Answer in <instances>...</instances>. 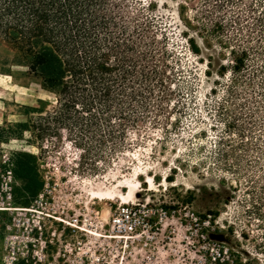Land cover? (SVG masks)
Returning a JSON list of instances; mask_svg holds the SVG:
<instances>
[{
	"label": "rangeland",
	"instance_id": "374dc122",
	"mask_svg": "<svg viewBox=\"0 0 264 264\" xmlns=\"http://www.w3.org/2000/svg\"><path fill=\"white\" fill-rule=\"evenodd\" d=\"M119 3L130 20L153 21L148 34L168 65L172 102L158 123L129 128L123 144L103 159H83L65 133L35 144L26 141L28 134L3 143L5 162L15 151L36 155L44 182L25 207L14 206L21 180L11 174L0 180V208L7 209L0 211L3 262L264 264L262 76L254 75L247 100L234 106L224 86L230 74L221 79L215 73L221 64L230 69L247 46L264 49V0ZM201 27L216 28L223 46ZM188 38L199 43L200 55L191 52ZM254 58L249 52L250 76L264 65V58ZM4 66L11 71L0 73V124L26 120V105L55 106V95L24 65L0 60ZM241 101L248 103L242 107ZM128 183L131 199L118 197L128 193ZM126 204L139 210L145 224L129 233L111 225L117 207Z\"/></svg>",
	"mask_w": 264,
	"mask_h": 264
},
{
	"label": "trees",
	"instance_id": "16d2710c",
	"mask_svg": "<svg viewBox=\"0 0 264 264\" xmlns=\"http://www.w3.org/2000/svg\"><path fill=\"white\" fill-rule=\"evenodd\" d=\"M119 1L0 0V60L6 65H24L27 73L56 97L51 110L26 105V120L0 124V180L10 172L22 182L14 206H28L44 182L36 155L15 151L5 162L1 158L3 143L22 140L28 134L26 141L35 144L65 133L83 151V159H103L123 144L129 128L149 120L158 123L172 102L168 65L163 53L159 54L155 39L148 34L153 21L130 20ZM249 10L253 11L252 6ZM256 21L261 23L260 19ZM216 27L224 30L220 23ZM200 30L223 46L216 28ZM260 38L261 29L258 42ZM186 41L193 54H201V46L194 38ZM205 42L203 39L209 47L210 43ZM260 48L247 46L234 57L230 69L221 64L215 72L221 79L230 74L229 83L224 86L234 106L241 99L247 100L243 95L254 75L262 76L260 89L264 96V65L256 67L251 76L245 73L249 52L255 60L264 58V49ZM3 68L0 73H10L9 67ZM206 74L210 77L212 73ZM241 102L242 107L248 103ZM6 210L0 208L2 212ZM2 228L5 226L0 222ZM2 248L0 245V264H5ZM12 264L30 263L19 258Z\"/></svg>",
	"mask_w": 264,
	"mask_h": 264
},
{
	"label": "built area",
	"instance_id": "2783aa9c",
	"mask_svg": "<svg viewBox=\"0 0 264 264\" xmlns=\"http://www.w3.org/2000/svg\"><path fill=\"white\" fill-rule=\"evenodd\" d=\"M10 174L11 173L8 172V175ZM111 225L112 228L118 232L129 233L145 224L140 219L139 210L134 206L126 204L117 207L112 217Z\"/></svg>",
	"mask_w": 264,
	"mask_h": 264
},
{
	"label": "bare ground",
	"instance_id": "6f19581e",
	"mask_svg": "<svg viewBox=\"0 0 264 264\" xmlns=\"http://www.w3.org/2000/svg\"><path fill=\"white\" fill-rule=\"evenodd\" d=\"M151 181V177H148L147 179V182H150ZM127 188H128V193H123L121 196L119 195L118 197H121L123 199H131V196H132V188H133V184L132 183H128L127 184Z\"/></svg>",
	"mask_w": 264,
	"mask_h": 264
}]
</instances>
